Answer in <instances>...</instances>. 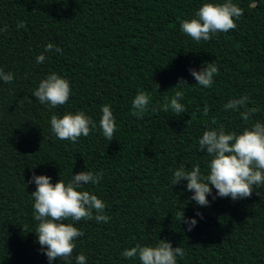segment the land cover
<instances>
[{
  "label": "trees",
  "instance_id": "1",
  "mask_svg": "<svg viewBox=\"0 0 264 264\" xmlns=\"http://www.w3.org/2000/svg\"><path fill=\"white\" fill-rule=\"evenodd\" d=\"M206 0H0V264L49 262L34 232L33 173L53 183L80 171L103 173L83 190L106 203L107 223L73 222L84 235L75 256L86 264H141L125 249L154 246L161 239L185 250L177 264H264V186L250 197H219L209 206L191 200L187 181L172 184L181 166L199 165L205 174L212 157L201 151L204 131L224 125L240 133L264 123V0H233L243 9L237 27L199 43L180 28ZM222 2V0H217ZM23 21L24 27L17 28ZM54 50L45 52L46 45ZM62 49V54L55 48ZM44 53L45 61L37 63ZM215 63L212 87L197 84L189 69ZM70 81L69 101L56 108L33 95L51 73ZM183 78L188 84L176 88ZM177 90L186 112H153ZM140 91L151 101L143 118L132 114ZM247 95L258 108L246 123L229 100ZM110 105L117 130L109 141L99 128L102 106ZM205 107L208 114H203ZM83 111L97 127L75 143L51 131L53 114ZM213 120L216 123H213ZM61 173V175H60ZM260 194H257V193ZM185 218L194 217L188 230ZM202 213V217L197 215ZM67 222V221H66Z\"/></svg>",
  "mask_w": 264,
  "mask_h": 264
},
{
  "label": "clouds",
  "instance_id": "2",
  "mask_svg": "<svg viewBox=\"0 0 264 264\" xmlns=\"http://www.w3.org/2000/svg\"><path fill=\"white\" fill-rule=\"evenodd\" d=\"M242 15L243 9L233 0H222V2L206 0L192 18L180 22V28L197 43L209 41L216 33H226L235 29L236 21ZM24 26L23 21L17 24V28ZM6 30L5 28L0 31ZM53 50V44L46 45L45 52ZM55 51L62 54V49L59 47H56ZM45 59V54L41 53L37 56V63H42ZM189 71L198 85L210 88L214 76L219 73V68L215 63H206L200 70L190 68ZM13 79V73L0 69V80L8 83ZM185 84H188L187 81L181 78L175 87L179 89ZM71 93L70 81L53 72L40 82L33 95L41 104L56 108L66 104ZM184 95L183 90H177L170 103L166 98L163 105L152 107V111L158 112L162 108L163 111L168 112L171 109L175 115H180L186 112L185 105L181 103ZM249 100L250 97L244 95L229 100L224 107L226 110H239L243 107L244 111L240 114L247 123L250 117L259 111L258 108L248 107ZM150 101V94L140 91L132 103V114L142 119L149 109ZM101 111L99 128L102 129L103 136L112 141L117 130L115 116L110 105H103ZM203 114L207 116V107ZM213 123L215 124L216 121L213 120ZM50 124L51 131L57 138L73 143L81 136L87 137L91 130L97 127L92 117L83 111L67 112L62 116L53 114ZM199 147L201 151H206L212 157L208 173H203L198 164L190 171H186L181 166L175 171L172 179L173 185L187 181V190L194 193L190 199L197 205H210L208 196L212 194L213 188L216 190L213 199L219 196L237 200L250 197L254 189L264 186V123L257 121L251 127H245L240 133L228 132L221 124L218 128L204 131L199 139ZM102 179V172L93 173L86 170L73 174L68 181L61 176L59 181L53 183L50 176L33 173L28 183L34 182L37 185L31 194L34 198V219L39 221L34 232L49 262L59 259L64 261V264H72L76 241L84 235L73 222L110 221L111 217L105 213L106 203L96 194L83 190L84 185H96ZM197 215L202 217L200 212H197ZM182 222H186L188 230L191 231L197 220L194 217L186 219L183 212ZM121 255L128 259L138 257L141 264H177V258H183L185 250L180 246L173 247L170 240L161 239L154 246L136 244L125 249ZM86 259L85 254L80 253L75 256V264H86Z\"/></svg>",
  "mask_w": 264,
  "mask_h": 264
}]
</instances>
